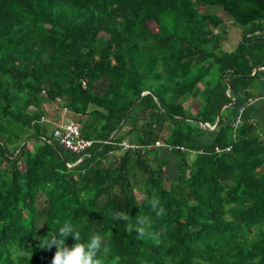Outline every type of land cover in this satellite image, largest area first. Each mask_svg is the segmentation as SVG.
<instances>
[{
  "label": "trees",
  "instance_id": "1",
  "mask_svg": "<svg viewBox=\"0 0 264 264\" xmlns=\"http://www.w3.org/2000/svg\"><path fill=\"white\" fill-rule=\"evenodd\" d=\"M229 26L247 41L234 53ZM263 38L264 0H0V264H51L41 242L64 222L106 237V264H264V139L228 106ZM56 107L96 142L88 154L49 134ZM137 216L159 244L128 231Z\"/></svg>",
  "mask_w": 264,
  "mask_h": 264
},
{
  "label": "clouds",
  "instance_id": "2",
  "mask_svg": "<svg viewBox=\"0 0 264 264\" xmlns=\"http://www.w3.org/2000/svg\"><path fill=\"white\" fill-rule=\"evenodd\" d=\"M152 211L157 217L165 215L166 210L157 196L148 199ZM112 218L119 221H129L130 216L127 212L115 211ZM152 223L148 216H137L136 224L130 225L128 231L136 230L138 239L150 238L157 244L160 243L162 231L151 232L149 225ZM69 236L74 237L75 243L71 246L66 244ZM106 237L99 233H93L87 242L81 237L80 228L71 222H64L49 238L41 242L42 248L51 249L55 246L56 251L51 260V264H106V259L110 253V247L105 244ZM120 257L116 256L112 264H119Z\"/></svg>",
  "mask_w": 264,
  "mask_h": 264
},
{
  "label": "crops",
  "instance_id": "3",
  "mask_svg": "<svg viewBox=\"0 0 264 264\" xmlns=\"http://www.w3.org/2000/svg\"><path fill=\"white\" fill-rule=\"evenodd\" d=\"M246 38L244 35V31L242 28L229 26L228 27V36L226 40L223 43V50L227 53H234L240 46L241 43H244L243 39ZM249 42L247 45H252L257 41V39H248ZM260 42H264L263 39H258ZM253 48L257 53V57L262 58V64L258 65L252 73L251 78L253 80L250 83V88H248L245 92H242L241 95L237 99V108L235 110V115L238 118H241L242 120H247L250 123L256 125L260 130V135L264 139V51L259 49V46H248L247 49ZM227 109V107L224 108L223 112ZM53 114L47 116L53 125L65 122L67 120H74L69 119L70 116H73L70 111L67 114H64L62 111H53ZM69 115V116H67ZM78 121V120H77ZM50 122H48L49 124ZM54 127V128H55ZM211 127L210 129H212ZM213 132V131H212ZM211 130L208 132V136L210 137L211 141L213 137V133ZM203 141V138H202ZM162 155H160L161 159L165 160L166 162H169L166 166L167 173L170 175V169H171V176L175 178L178 177V168H177V161L175 158H173L169 153H166L165 151L161 152ZM155 158V157H154ZM170 166V167H169ZM176 177V178H177Z\"/></svg>",
  "mask_w": 264,
  "mask_h": 264
},
{
  "label": "built area",
  "instance_id": "4",
  "mask_svg": "<svg viewBox=\"0 0 264 264\" xmlns=\"http://www.w3.org/2000/svg\"><path fill=\"white\" fill-rule=\"evenodd\" d=\"M55 111H62L64 114L69 113L67 108L61 109L60 107H56ZM42 121L50 122L51 120L48 117H43ZM240 122L241 118H238L234 124L236 129ZM207 126L211 128L210 125ZM53 137L60 143V145L79 156L87 154L96 143L95 141L86 139L82 136V125L75 120H67L65 122L56 124V128L53 131ZM123 146L125 148H134V146H130L127 142H124ZM157 146H160V144L158 143ZM216 150L220 152L219 148ZM227 150H230V148Z\"/></svg>",
  "mask_w": 264,
  "mask_h": 264
},
{
  "label": "rangeland",
  "instance_id": "5",
  "mask_svg": "<svg viewBox=\"0 0 264 264\" xmlns=\"http://www.w3.org/2000/svg\"><path fill=\"white\" fill-rule=\"evenodd\" d=\"M207 11L208 12H210V13H217V14H223V13H219V10H217V9H209V8H207ZM197 104H194V110H197ZM62 109V108H61ZM53 111H55V109L53 110ZM50 112V115L51 114H53V112H51V110L49 111ZM47 116H49V115H47ZM46 116V117H47ZM67 116H69V115H67ZM50 117V116H49ZM69 119H74L75 121H77L78 119L76 118V117H74V116H70L69 117ZM79 122V121H78ZM48 123V122H47ZM47 127H48V131H49V134L52 136V138H53V131H54V127H55V125H53L52 123H51V121H50V123L47 125ZM204 136H208V134H205ZM204 136H203V142L204 143H208V140H210V137H205L204 138ZM160 155H162V153H159ZM159 154H157V155H159ZM153 157H155L154 155L152 156V158H151V164H152V166L155 168V169H158L159 168V166H161L160 164H161V162L158 160V161H155V159L153 158ZM168 164H169V162H167ZM170 167V166H169ZM164 170H166V167H164ZM168 175H169V173H168ZM169 176H171V169H170V175ZM177 177V176H176ZM175 177V178H176ZM171 178H173V176L171 177ZM166 185L167 186H169V183L168 182H166Z\"/></svg>",
  "mask_w": 264,
  "mask_h": 264
},
{
  "label": "water",
  "instance_id": "6",
  "mask_svg": "<svg viewBox=\"0 0 264 264\" xmlns=\"http://www.w3.org/2000/svg\"><path fill=\"white\" fill-rule=\"evenodd\" d=\"M243 41H244V42H247V41H246V38H244ZM228 84H230V82H229ZM237 105H238V104H237V102L235 101L233 105H228V106H229V107H230V106H232V107H236ZM224 108H225V107H223L222 110H221V112L219 113L218 120H217V124H216L215 126H213L212 129H209V130L214 131V130L216 129V127H217V125H218V122H219V120H220V117H221V115H222V112H223ZM202 126L204 127L205 125L203 124ZM78 163H80V162H78ZM78 163H77V164H78Z\"/></svg>",
  "mask_w": 264,
  "mask_h": 264
},
{
  "label": "bare ground",
  "instance_id": "7",
  "mask_svg": "<svg viewBox=\"0 0 264 264\" xmlns=\"http://www.w3.org/2000/svg\"><path fill=\"white\" fill-rule=\"evenodd\" d=\"M80 123V122H79ZM56 128V127H55ZM54 138V137H53ZM88 154V153H87ZM79 162H82V160H80Z\"/></svg>",
  "mask_w": 264,
  "mask_h": 264
}]
</instances>
